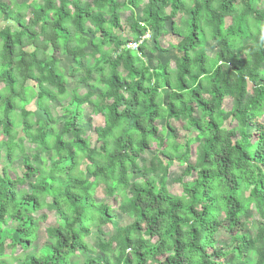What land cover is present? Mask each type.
I'll return each mask as SVG.
<instances>
[{
	"label": "trees",
	"instance_id": "trees-1",
	"mask_svg": "<svg viewBox=\"0 0 264 264\" xmlns=\"http://www.w3.org/2000/svg\"><path fill=\"white\" fill-rule=\"evenodd\" d=\"M8 2L0 0V264H79L95 251L86 241L92 229L111 224L114 209L130 222L98 239L83 264H264V0L261 8L260 0ZM122 11L131 21L125 39ZM168 21L178 38L174 66L152 68L137 51L158 47ZM146 32L150 42L125 48ZM207 40L218 49L212 57ZM61 56L76 65L69 76L98 82L99 92L72 89L57 129L48 104L67 94ZM27 94L45 117L33 120ZM88 108L103 119L95 143L82 126ZM158 121L170 131V121H182L195 133L183 142L162 137ZM153 144L158 153L141 166ZM174 161L184 166L179 194L167 188ZM98 187L105 200L95 199ZM43 210L57 214L56 224L28 252ZM254 215L262 223L250 235Z\"/></svg>",
	"mask_w": 264,
	"mask_h": 264
},
{
	"label": "rangeland",
	"instance_id": "rangeland-1",
	"mask_svg": "<svg viewBox=\"0 0 264 264\" xmlns=\"http://www.w3.org/2000/svg\"><path fill=\"white\" fill-rule=\"evenodd\" d=\"M3 1L9 3L8 2L9 0H3ZM11 1H13V3L20 4L23 2H27L29 0H11ZM117 1L123 2L124 0H117ZM260 2L257 5L258 8H261L263 6V4H262L263 0H260ZM166 12H168V9H166ZM134 13H135L136 19H139L140 8L135 9ZM128 16H129L128 11H122L119 14L120 36L122 39H125L127 37V34H129L128 24L131 23V21L128 22V20H127ZM185 18H188V16L184 17V19ZM176 20H178V18ZM226 22L228 23L229 20L227 19ZM8 23L12 27L13 30L19 29V27L14 22L10 21ZM169 25H170V23L168 21L166 23L168 33L159 38L158 47L152 45L151 49H145L142 53H140L139 50L137 51L139 53V56L144 60V62L147 65L151 66L152 68H155V66L158 64H164L166 62L170 63L171 67L174 66L173 61H174V58L177 56V53H178L177 49L179 48V46L177 45L178 38L169 32ZM3 26H4V22L2 21V19L0 17V29ZM261 26H262V30L264 33V22L262 23ZM146 33L148 34V37L144 36ZM146 33L143 36H139L136 40H133L132 42L133 43H137L138 41L150 42V38H149L150 35L148 32H146ZM262 36L264 37V34ZM248 46H254L253 42L249 43ZM86 50H88V49L86 48ZM106 50H109L110 51V57H113L111 47L109 49L106 48ZM204 50H205L206 54H208L209 56L212 57V56H214L215 52H217L218 49L214 45L213 41L207 40L205 43ZM85 63H87L88 65H91L92 60H88ZM74 66H76V65L72 62L71 58H69L67 56H61L60 57L59 69L65 75V84L67 87V94H66V96H64L63 98H61L59 100L60 102H57V103L55 102V104H48V107H49L50 112H51L50 114L52 116L51 117L52 122L57 129L61 128L62 122L67 118V115L65 113H63V110H64V107L67 106V104H68L69 93H71L72 89L77 88V90L81 94H83L89 90L91 92H94V93L99 92L98 82H96L93 86L91 85V86L86 87V86H83L81 84H78V82H77L78 74L77 73L69 76V72H71V70ZM262 72H263V69H262ZM26 85L27 86H34V83L32 81H28L26 83ZM0 87H1V85H0ZM34 89L37 90V88L35 86H34ZM25 97L29 100L27 102V104L25 105V109L33 112V115H34L33 120H35L38 117V115H41L44 117L46 116L40 110L36 109L35 97H32V96L30 97V94H27ZM225 104H226V106H229L230 102L227 101ZM16 111L18 112L19 108H17ZM14 115L15 114H13V116ZM260 120L264 123V117H261ZM102 124H103V119L100 115H94L90 108L85 110L84 120H83L82 126L85 130V136H87L91 140L92 143H95V141H94L95 140L94 128L96 126H100ZM157 125L161 128L160 135L162 137H167L168 135H172V136H175V138L178 142H183L186 137L191 136L192 134L195 133L194 130L186 129L185 123L182 121H180V122L170 121L172 131H170V129L164 127L165 126L164 121H158ZM15 128L17 131L20 130V126L17 124H16ZM65 138H68V137L66 136ZM22 144L25 147L27 155H33L35 153V150L32 149L31 145L28 143L27 140L23 141ZM194 148H195V144L193 143L192 144V150H194ZM157 151L158 150L156 149L155 145L153 144L152 147L148 151H146L145 154L141 155L140 158H142L145 161L144 163L141 164V166L148 165L150 163L152 157H154L158 153ZM193 160H194V157L192 155L190 158V162H193ZM32 162H33V164L35 163L34 160ZM5 163H6L5 158L0 156V167L2 164H5ZM12 167L14 169L19 170V168L21 167V162H20L19 158L15 159L12 162ZM84 167H85V161H82L80 164V168L84 169ZM183 168H184V166L179 165L175 161L170 163V167L168 169V175H167V188L171 194H179L181 192V187L175 180L179 175H181ZM144 174H145V176L146 175L152 176V174H150V173L144 172ZM155 175H158V174L155 173ZM244 196H245V194L243 195V193H241V199L242 200H243ZM95 199L97 201L106 199V196L104 194L102 187H98V189L96 190ZM118 203L119 202L117 201V204ZM42 213H45L47 215V218L44 222H42L40 224V228H39L38 233H37V239L31 244L28 252H35L42 245L47 243V238L45 236L44 229L46 227L54 226L56 224V221L58 218L57 214L47 212L45 210H43ZM129 222H130L129 218L122 215L120 212H118L117 209H114V215L112 217V223L111 224H107V225L102 226L100 231L97 228L92 229L91 234L86 239V241L88 242V244L92 248L95 249V251H89L88 253L86 252V254H84L83 256H81V255L78 256L77 260H78L79 264H83V261L85 260V258L89 257L90 255L93 256V255L98 253L96 250V247L98 245V239H101V240L107 239L109 236H111L112 234L115 233L117 227L124 226V225L128 224ZM261 223H262V221L259 219V217L257 215H254L252 220L247 224L246 232L250 235H254L256 229L258 227H260ZM228 240H229V237L222 233V235L219 238V243L222 245H226L228 243ZM18 254H19V256L22 255V253H18ZM14 257H18V255L17 254L14 255ZM11 263L16 264L17 260L12 261Z\"/></svg>",
	"mask_w": 264,
	"mask_h": 264
},
{
	"label": "built area",
	"instance_id": "built-area-1",
	"mask_svg": "<svg viewBox=\"0 0 264 264\" xmlns=\"http://www.w3.org/2000/svg\"><path fill=\"white\" fill-rule=\"evenodd\" d=\"M144 36H145V37H148V34L146 33ZM140 42H142V41H138L137 43L129 42V43L125 46V48H126V49H131V50H137V49H138V44H139Z\"/></svg>",
	"mask_w": 264,
	"mask_h": 264
}]
</instances>
